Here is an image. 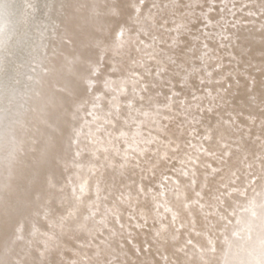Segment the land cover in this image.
Here are the masks:
<instances>
[{
    "label": "snow or ice",
    "instance_id": "1",
    "mask_svg": "<svg viewBox=\"0 0 264 264\" xmlns=\"http://www.w3.org/2000/svg\"><path fill=\"white\" fill-rule=\"evenodd\" d=\"M236 6V0L105 6L111 20L128 15L110 43L92 41L113 58L112 75L101 76L97 64L88 69L87 98L76 105L77 122L58 154L63 179L47 176V190L37 196L40 222L15 228L26 256L35 250L36 264H129L121 257L130 246L136 256L155 248L156 261L148 264H178L172 257L187 254L188 246L215 252V230L224 264H245L244 256L264 264V187L248 196L238 186L239 169L228 166L257 121L234 109L237 90L245 102L259 100L264 133V23L256 29L258 46L236 55L237 32L249 23ZM249 55L254 63L245 60ZM255 139L264 149V134Z\"/></svg>",
    "mask_w": 264,
    "mask_h": 264
},
{
    "label": "clouds",
    "instance_id": "2",
    "mask_svg": "<svg viewBox=\"0 0 264 264\" xmlns=\"http://www.w3.org/2000/svg\"><path fill=\"white\" fill-rule=\"evenodd\" d=\"M236 5L235 11L240 19L249 21L246 28L256 30L264 23V15H261L264 13V0H236ZM10 7V0H0V21ZM33 10L34 26L43 29L39 33L44 41L40 46L43 56L35 67H30L34 49L29 51L32 42L26 32L21 40L11 45L23 61L19 67L25 71L19 73L10 65L0 68V87L6 97L18 92L21 86L27 90L22 96L25 104L21 105L27 123L22 124L21 135L34 131L37 139H33L32 143L42 140L46 145L44 154L36 153L28 161L25 160L26 154L21 152V167L17 176L7 190L0 193V205L9 209L21 206L16 219L26 211L24 202H35L37 196L47 190V176L50 173L59 174L58 154L67 146L70 129L77 122L72 119L73 112L88 95L84 89L89 67L97 64L101 76L112 75L113 58L101 47L93 46L92 41L100 40L107 45L118 25L128 22L127 14L111 20L95 0L91 4L73 3L72 0H41ZM248 11L253 16L248 17ZM6 27L0 22V44L8 41ZM104 28L106 30H102ZM120 69H124V64L120 65ZM17 76L20 78L17 79ZM12 115L8 110L9 120ZM14 222L12 213H5L3 227L11 229ZM258 258L242 257L245 264ZM0 264H15L10 251L0 259Z\"/></svg>",
    "mask_w": 264,
    "mask_h": 264
},
{
    "label": "bare ground",
    "instance_id": "3",
    "mask_svg": "<svg viewBox=\"0 0 264 264\" xmlns=\"http://www.w3.org/2000/svg\"><path fill=\"white\" fill-rule=\"evenodd\" d=\"M40 2L41 0H33L32 3L26 0H10L11 7L2 18V21H0L7 26L6 34L8 36V41L4 44H0V68L10 65L19 73L25 71L24 68L19 67L23 61L17 54L16 49L11 45L15 44L17 40H21L26 32L30 34L32 42V48L29 49V51L34 49L30 67H35L36 63H38L43 56V53L40 51V46L44 41L41 40L39 34L43 29L34 26L35 13L33 10L34 6ZM49 2H51V0H49ZM72 2L91 4L93 0H72ZM95 2L100 6L101 11H104L105 6L113 2V0H95ZM28 6L31 7L27 9L26 7ZM237 35L240 38L238 41L240 47L234 46L232 51L238 56L243 48L258 46L259 44L260 33H258L255 28H241L237 32ZM221 54H223V50ZM245 60L248 63L255 62L251 55L245 57ZM225 63H227V60H225ZM240 66L243 68L244 64L241 63ZM249 70L251 71V69ZM19 78L20 77L17 76V79ZM26 91L27 90L21 86L18 92L6 97L3 88L0 87V193L7 190L17 176L21 167L19 163L21 152L26 154L25 160L28 161L32 155L36 153L44 154L46 151V145L42 140H38L36 144L32 143L33 139H37L34 131H29L27 135H21V126L27 123V118L23 114L24 108L21 107V105L25 104V100L22 96ZM237 91L239 95L236 100H233L234 109L244 113V115H247L249 112L256 114L257 121L256 125L251 127L250 135L240 142V149L236 152L233 159L228 161V166L239 169L238 175L240 176V180L238 181V186L247 187L248 196H253L255 194L254 190L258 192L264 187V159L261 158L264 149L261 148L260 141L255 139V137L264 134L257 126L259 124L261 104L259 100L254 103L245 102L239 98V96L243 95V90ZM25 106L27 107V105ZM8 110L13 114L11 120L8 119ZM241 120L243 121V116ZM147 131V129H144L145 134H147ZM33 149L35 152H33ZM173 165L178 166L175 161H173ZM214 166L216 165L214 164ZM168 174L172 175L171 172ZM58 177L61 180L63 179L59 174ZM44 193H42L41 197H43ZM41 203L42 199L36 200L35 202H24L23 207L26 211H24L19 219H16V217L20 213V205H17L14 209H9L6 206L0 205V259L5 258L10 251L15 264L21 257H25V264H36V262H38L39 257L35 250L32 251L30 256L25 255L28 251L27 246L15 240V228L18 223L22 222L27 230L32 222H40L37 213L40 210ZM230 206L231 202L225 205L226 208H230ZM220 211L223 212L225 216L228 215V212L225 211L224 208H221ZM7 212L12 213V217L15 221L11 229H5L2 224L5 213ZM210 219L217 224L222 223L217 221L215 217ZM197 220L200 223L203 222L199 216ZM210 234H212L216 240L215 252L203 251L188 246L186 250L187 254L176 253L172 258L176 259L178 264H189V262L190 264H224L223 250L225 246L223 244V239L215 230H212ZM137 238L142 239L139 234H137ZM65 243L69 247H75V241L73 239L69 240V238H66ZM201 243H203L202 240ZM129 248L130 246H126L125 248V251L128 252L127 257H121L122 260L126 259L129 264H148L149 261H156L155 248L148 253L142 252L139 256L133 255L131 251H128ZM168 251L171 253L172 249L169 248ZM65 255L71 258L70 252H66Z\"/></svg>",
    "mask_w": 264,
    "mask_h": 264
},
{
    "label": "water",
    "instance_id": "4",
    "mask_svg": "<svg viewBox=\"0 0 264 264\" xmlns=\"http://www.w3.org/2000/svg\"><path fill=\"white\" fill-rule=\"evenodd\" d=\"M26 1H29V2L32 3L33 0H26ZM26 5H28V4H26ZM30 7H31V6H28V7H26V8L29 9ZM216 11H218V8L216 9Z\"/></svg>",
    "mask_w": 264,
    "mask_h": 264
}]
</instances>
